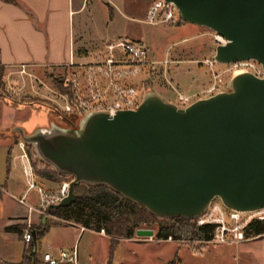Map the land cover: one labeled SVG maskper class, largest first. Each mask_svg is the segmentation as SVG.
I'll use <instances>...</instances> for the list:
<instances>
[{"label": "water", "instance_id": "1", "mask_svg": "<svg viewBox=\"0 0 264 264\" xmlns=\"http://www.w3.org/2000/svg\"><path fill=\"white\" fill-rule=\"evenodd\" d=\"M185 24L226 40L213 61L252 60L262 76L240 73L225 92L186 107L151 91L132 111L82 115L71 128L51 124L29 134L12 128L35 157L75 185L103 186L158 219L193 221L217 198L237 212L264 209V0H163ZM151 238L152 230H136Z\"/></svg>", "mask_w": 264, "mask_h": 264}, {"label": "rangeland", "instance_id": "2", "mask_svg": "<svg viewBox=\"0 0 264 264\" xmlns=\"http://www.w3.org/2000/svg\"><path fill=\"white\" fill-rule=\"evenodd\" d=\"M78 1V0H75ZM150 4V0H83L84 11L74 17V26H79L83 32L89 52L84 61H92L101 56L103 46L96 43H106L111 40L123 39L126 33L140 39V43L147 49L150 59L166 60L170 63L165 67L157 66L149 77H141L144 94L148 91L158 93L162 100H169L178 107H186L191 104H180L177 94H192L211 84L208 69L201 64L205 58L213 57L214 47L211 42V31L191 24H147L144 15ZM109 5L114 10H110ZM88 41H92L89 42ZM131 41V40H130ZM139 42V41H138ZM217 64V63H216ZM236 70L232 65L217 64L213 68L215 74H219L218 90L225 92L227 84ZM47 74V73H46ZM41 75L36 79H25L19 85H6L0 83V91L8 96L16 97L21 101L30 100L31 105L16 106L10 104L17 111L5 113V135L12 128H20L29 134L38 129H48L51 124L62 126L53 117L46 103L53 105L54 88L49 80ZM58 78L59 72L52 74ZM61 78V77H60ZM177 78L178 81L176 80ZM20 80V79H19ZM192 89L193 91H188ZM168 91L169 93L165 92ZM191 92V93H189ZM170 94V95H169ZM186 97L185 95H181ZM190 96V95H189ZM204 99V98H203ZM196 101V100H195ZM27 103V102H26ZM77 123L81 116L70 115ZM19 152L16 147L14 153ZM6 149H0V171L3 175L9 171ZM10 154V152L8 153ZM20 167L15 171L18 188L14 198L9 194L2 195L0 199V223H4L6 217L24 216L25 219L12 221L13 225L22 227V233L17 236V242L24 246L22 236L25 232H31L42 224H47V231L36 241L37 259L41 263V255L44 252H53L56 249H72L77 254V264H259L264 260V238L256 241L255 237H247V240L236 246L212 245L195 240L159 241L154 238L155 225L142 224L137 229H149L153 231L151 238H130L133 242L121 240L109 258L108 238L97 233L80 230L72 226L71 221L57 220L43 213L35 211L28 214L26 205L36 208V195L32 190L25 199V205L17 202L25 188V179ZM35 185L44 190L56 188V184L36 179L32 176ZM215 205L221 204L217 198L213 199ZM27 212V216H26ZM15 242V259L19 258L20 251ZM1 262V261H0ZM0 264H6L1 262Z\"/></svg>", "mask_w": 264, "mask_h": 264}, {"label": "built area", "instance_id": "3", "mask_svg": "<svg viewBox=\"0 0 264 264\" xmlns=\"http://www.w3.org/2000/svg\"><path fill=\"white\" fill-rule=\"evenodd\" d=\"M178 19V13L171 3L163 0H150L144 15L147 24H171ZM211 42L214 46H224V38L211 33ZM170 63L166 60H152L147 49L142 43L125 39H115L104 43L103 51L99 58L85 63H71L67 67L70 72L61 77L64 86L69 89L68 95L53 92L51 105L57 112L66 115L82 116L89 112H105L112 117L118 111H132L141 102L144 89L139 79L149 77L157 66L165 67ZM211 77V84L190 96L177 94L180 104H189L192 101L205 99L217 93L219 74L213 72L217 65L212 56L201 61ZM232 67L236 70L234 75L249 73L256 78H261L260 65L255 61L247 60L236 62ZM22 73V71H20ZM60 78V77H58ZM192 100V101H189ZM20 147L23 145L20 143ZM26 177V189L17 202L25 205V196L34 191L36 195V208L27 206L29 211L43 215L53 205L58 204L67 195L68 182H62L52 190H44L35 185L29 166L23 169ZM196 226L210 227L209 239L204 243L212 245L236 246L247 240L245 230L254 221H264V209L253 212L232 211L222 204L215 205L213 200L209 203L205 213L197 218ZM32 239V233L25 232L22 236L24 244ZM165 241L171 242L170 238ZM42 264H77V254L74 248L60 249L56 253L45 252L41 255Z\"/></svg>", "mask_w": 264, "mask_h": 264}, {"label": "crops", "instance_id": "4", "mask_svg": "<svg viewBox=\"0 0 264 264\" xmlns=\"http://www.w3.org/2000/svg\"><path fill=\"white\" fill-rule=\"evenodd\" d=\"M107 6L110 10H114L109 5ZM84 9L83 0H0V70L3 75L2 81L6 85L16 86L21 82L25 84L26 78L37 80L41 75L45 76L46 73L55 75L59 72V77H63L70 72L67 67L69 62L85 63L84 60L89 55L86 48L87 43L85 44L87 41L79 26H74V17L78 16ZM116 38L120 37L117 36ZM123 39L141 42L140 39L129 33H126ZM92 43L97 44L98 47L104 45V42ZM178 79L176 80L178 81ZM188 91L192 92L193 90L189 89ZM165 92L169 93L166 90ZM194 93L196 92L192 94ZM178 94L186 96V94ZM7 110L14 112L18 109L0 99V149H6L10 152V154L7 153V160H9L7 175H3V169L0 171V199L4 194H9L11 198H14L13 194H16L18 188L15 171L19 167L25 179V188L19 198L23 196L26 189V177L23 175V169H26L28 165L20 142L14 144L13 137L5 135L4 125ZM16 147L19 152L17 151L12 155ZM27 206L29 205H26V208ZM27 212L29 216L32 213L28 209ZM21 219H25V217L11 216L6 217L4 223H0V261L6 264L19 263L23 245L18 244L15 234L5 232L4 228L13 225L12 221ZM72 226L79 227L77 225ZM79 229L82 230L80 227ZM97 234L105 237L102 233ZM263 238L264 234L255 237L256 241ZM14 241L20 248L17 253L19 258L16 259L14 257ZM126 241L133 242L131 239ZM57 250L60 249L51 253H56ZM259 264H264V260L260 261Z\"/></svg>", "mask_w": 264, "mask_h": 264}, {"label": "trees", "instance_id": "5", "mask_svg": "<svg viewBox=\"0 0 264 264\" xmlns=\"http://www.w3.org/2000/svg\"><path fill=\"white\" fill-rule=\"evenodd\" d=\"M179 19L175 25H183ZM2 71L0 70V83L2 84ZM46 78L56 92L63 95L69 94V89L64 86L61 78L46 74ZM0 99L16 106L31 105L34 102L30 100L21 101L16 97L8 96L0 91ZM27 102V103H26ZM46 107L62 127L71 128L76 125L69 115L57 112L49 103ZM13 143L19 142L17 136H13ZM23 152L27 158L31 174L34 178L53 184L69 182V178L56 175L51 168L40 162L31 147L23 145ZM75 197L74 201L67 207L50 209L46 215L57 220L71 221L84 230L94 233H102L108 238L109 258L112 252L119 244L120 240H127L132 237L136 230L142 224L155 225L154 238L159 241H165L170 238L172 241L195 240L205 242L209 239L210 227L196 226L195 221H186L183 219H158L150 215L142 207L135 205L119 195L113 193L103 186H85L75 185L72 189ZM1 196V192H0ZM48 225L42 224L33 228L32 239L26 246H22L20 261L18 264H40L37 259L36 241L47 231ZM5 232L20 236L22 233L21 225L15 224L4 228ZM264 234V221H254L248 225L245 230L246 237H256ZM174 260L169 263L173 264Z\"/></svg>", "mask_w": 264, "mask_h": 264}]
</instances>
